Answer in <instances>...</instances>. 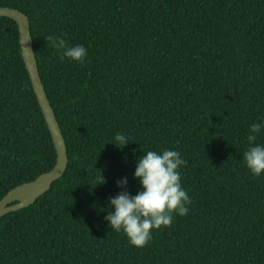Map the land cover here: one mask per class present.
Here are the masks:
<instances>
[{"label":"trees","instance_id":"obj_1","mask_svg":"<svg viewBox=\"0 0 264 264\" xmlns=\"http://www.w3.org/2000/svg\"><path fill=\"white\" fill-rule=\"evenodd\" d=\"M3 7L29 19L68 164L34 204L0 219V264H264V175L242 159L251 124L264 119V0H0ZM50 35L85 46V63L62 58ZM116 133L128 137L123 149L110 143ZM164 149L186 161L189 212L137 248L108 227V201L125 190L123 177L135 195V161ZM56 159L18 26L0 18V201Z\"/></svg>","mask_w":264,"mask_h":264},{"label":"clouds","instance_id":"obj_2","mask_svg":"<svg viewBox=\"0 0 264 264\" xmlns=\"http://www.w3.org/2000/svg\"><path fill=\"white\" fill-rule=\"evenodd\" d=\"M47 40L51 47L60 52L62 58L79 64L85 63L88 55L85 46H69L63 38L51 35ZM262 130L264 119L251 124L246 136L249 146L242 156L245 167L255 177L264 175V144L256 143ZM110 143L123 149L129 140L126 135L116 133ZM143 153L135 161L133 173V178L141 186L140 190L131 195L126 190L128 178H121L117 181V186L125 190L109 198V210L105 216L111 231L122 232L128 243L137 248L146 246L154 230L170 226L174 214L187 215L188 205L191 203V198L181 184L179 169L186 164L181 153L174 149H164L161 152L149 150ZM103 183L104 178L99 184Z\"/></svg>","mask_w":264,"mask_h":264},{"label":"water","instance_id":"obj_3","mask_svg":"<svg viewBox=\"0 0 264 264\" xmlns=\"http://www.w3.org/2000/svg\"><path fill=\"white\" fill-rule=\"evenodd\" d=\"M0 18L11 19L18 26L22 58L57 153L56 164L51 171L41 174L32 182L12 189L0 201L1 219L11 212H16L31 206L39 197L45 194L51 185L59 180L66 171L68 158L61 129L48 101L39 75L37 60L34 55L33 40L30 34L29 19L20 11L7 7L0 8ZM22 197L26 198L24 202L20 200Z\"/></svg>","mask_w":264,"mask_h":264},{"label":"bare ground","instance_id":"obj_4","mask_svg":"<svg viewBox=\"0 0 264 264\" xmlns=\"http://www.w3.org/2000/svg\"><path fill=\"white\" fill-rule=\"evenodd\" d=\"M20 200H21L22 202H24V201L26 200V198H23V197H22Z\"/></svg>","mask_w":264,"mask_h":264}]
</instances>
